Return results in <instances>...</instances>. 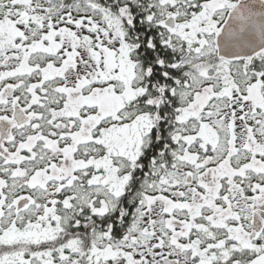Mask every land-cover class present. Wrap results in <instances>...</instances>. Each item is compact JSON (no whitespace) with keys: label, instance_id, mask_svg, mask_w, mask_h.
Returning <instances> with one entry per match:
<instances>
[{"label":"snow or ice","instance_id":"obj_1","mask_svg":"<svg viewBox=\"0 0 264 264\" xmlns=\"http://www.w3.org/2000/svg\"><path fill=\"white\" fill-rule=\"evenodd\" d=\"M0 264H264V0H0Z\"/></svg>","mask_w":264,"mask_h":264}]
</instances>
